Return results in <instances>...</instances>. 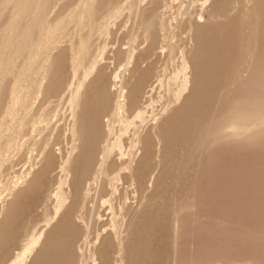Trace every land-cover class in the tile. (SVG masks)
I'll use <instances>...</instances> for the list:
<instances>
[{
	"label": "rangeland",
	"instance_id": "obj_1",
	"mask_svg": "<svg viewBox=\"0 0 264 264\" xmlns=\"http://www.w3.org/2000/svg\"><path fill=\"white\" fill-rule=\"evenodd\" d=\"M74 4L75 0H61L55 8V13L64 15ZM100 5L94 29L86 43L84 53L87 54L81 60L82 68H78L76 77L71 79L68 48L73 44L76 46L79 39L88 35L86 29H82L78 36L66 35L59 43L58 49L53 52V75L32 106V116L45 115L48 122L36 124L35 129L29 131L22 139L24 146L19 150L5 153L6 161L0 167V206L8 201L4 214L8 221L4 228L9 229L10 240L7 239L6 243L12 253L17 252L24 244L26 235L43 227L44 220L52 215L55 205L52 196L62 177L59 158L64 157L71 147L68 130L69 93L81 76L83 68L88 66L90 59L95 58L97 66L103 67L104 74L102 79L100 77L101 81L95 83L87 94L88 113L89 117L92 116L93 123L92 138L83 145V151L80 152L82 159L79 158L75 164L81 169L79 174L75 176L72 185L70 183L62 186L67 193L72 188L76 189L77 197L74 198V206L66 220L73 221L74 214L81 217V221L71 222L73 224L69 229L74 232L76 245L84 246L81 251L84 262L90 264L88 251L96 234L110 233L113 237L114 233L113 238L105 241L101 258L94 264H264V166L256 165L255 162H244L247 156H231L229 149V152L222 149L217 153L218 146L209 148L211 150L204 149L206 153H203V150L197 152L195 158V151H189L192 146L190 142L195 136L193 132H186V121L189 120L187 117L191 112L188 108L180 112V117H183L180 122L184 123L182 127L186 128L181 127L179 130L177 125L174 126V143L172 140V143L167 142L162 147L157 177L151 190L147 192L149 194H146L140 212L127 215V208L134 209L138 206L142 186H147L156 165L153 157V138L147 139L144 147L136 141L138 142L149 130L152 122L163 114L168 103L171 104L170 109L180 103L176 100L175 92L179 81L175 83L172 79L178 70L181 57L192 56L196 65L206 62L203 53H200L199 58L198 55L195 57V53L187 52L192 44L188 31L189 21L214 20L212 10L208 8V0H101ZM136 7L144 9L143 15L136 18L137 20L133 14ZM107 8L117 11L115 18L108 19ZM101 23H105V31L98 29ZM127 57H132L131 64L128 63ZM136 64L138 72L133 74L132 78H127L129 70ZM116 74L129 79L126 91L132 92L131 97L137 89L140 90V95L136 105L127 106L123 112V116L132 123L125 130H121L116 119L113 122V133L108 137V144L119 138L121 156L115 150L111 152L99 182L103 190L95 192L97 184L93 174L99 152L104 146L101 125L109 119L114 99L112 95L102 94L101 83L114 93L118 86H112L113 79L110 78ZM203 101L197 109L200 118L208 113L209 104L213 105L209 97L208 100L204 97ZM139 111L142 112V121L134 119ZM170 112H165L163 117H167ZM131 119H134V123ZM197 123L196 119L193 125L201 124ZM193 125L190 128H194ZM163 134L165 135L164 132ZM45 140L49 141V147L56 160L46 159L43 162L41 159L42 145L39 144H43ZM143 153H146L147 161L144 159L139 163ZM228 154L231 157H227ZM81 155L88 156V159L85 160ZM112 160L117 163L124 162L128 167L125 170L120 169V180L115 178L119 168L109 167ZM247 168L251 174H245ZM135 169H138V172L135 173ZM30 170L39 171L40 179L28 192L12 198L11 187ZM85 187L89 192L85 198H81V188ZM47 196L51 198L47 200ZM86 224L90 228L84 238L81 235ZM123 237L126 239L123 241L125 259L120 262L117 253L119 241Z\"/></svg>",
	"mask_w": 264,
	"mask_h": 264
},
{
	"label": "bare ground",
	"instance_id": "obj_2",
	"mask_svg": "<svg viewBox=\"0 0 264 264\" xmlns=\"http://www.w3.org/2000/svg\"><path fill=\"white\" fill-rule=\"evenodd\" d=\"M59 1L61 0H0V167L6 161L5 153L19 150L21 146H24L22 139L28 135L29 131L35 129L36 124L48 122V117L45 115L32 116V106L53 75L51 71L53 68L52 56L53 52L58 49L61 40L69 34L78 36L82 29H86V32H88L85 38L77 41L76 46L73 44L68 48L71 79L76 77L78 68L81 67L82 57L87 54L84 53V51L86 52V43L89 34L94 29L96 15L101 7V0H75L72 9L64 15L55 13V8L58 6ZM208 8L212 10L213 21L200 20L201 22H199V20H190L188 26L192 44L187 53H195V57L198 55L197 57L199 58L201 56L200 53H203L205 64L198 63L196 65L195 59L192 56L190 57V55L181 57L178 70L172 79L175 83L179 81L175 92L176 100L180 103L172 109H170L171 104L166 103L163 114L171 111L170 114L167 117H163V114H161L159 118L152 122L151 127L140 140L136 141V143L146 145V140L153 138L154 155H152L156 165L150 174L147 186H142L143 191L138 206L134 209L131 207L127 208V215H135L138 211L140 212L145 197H147L146 194H149L147 192L152 188L157 177L162 147L167 142L169 144L172 143V129L177 125L176 128L180 130L184 124L180 122L183 120V117H180V112L187 108L191 112H189L187 117L189 120L186 121V132H189L188 134L193 132V136H195L194 140L190 142L192 146L189 151L190 153L195 151V155L192 154L195 158L197 152L203 150L204 153L209 148L218 146L217 153L218 150L229 149L231 150V156H247L248 158L244 162L248 164L255 162L256 165L263 164L264 166V0H208ZM143 10L136 7L133 13L134 19L143 15ZM106 12L108 19L115 18L114 16L117 14L116 10L111 9L106 10ZM151 18L153 19V17ZM98 29L105 31V23H101ZM127 59L128 63H130L132 57H127ZM129 72L130 74L127 78H132V75L138 72L137 64ZM103 74V67L97 66V60L95 58L90 59L88 66L83 68L81 76L77 79L70 93L68 92L70 109L68 130L71 147L64 157L59 158V170L62 177L52 196L55 201L52 215L44 220L43 227L25 236L24 244L17 252L12 253L11 248L6 243L8 242L7 239L10 240L9 229L4 228V224L8 221V217L6 218L4 215L8 207L6 205L8 201H5L0 206V264L87 263L84 262L81 255L84 246L76 245L74 232L69 229L75 220L81 221V217L77 214H74V216L72 214L73 221L66 220L74 206L76 189L72 188L67 193L62 186L70 183L72 185L74 178H76L75 176L81 170L75 164L82 159L80 152L83 151V145H86V142L89 141L93 128L91 127L93 126L92 116L89 117L88 113L87 94L92 90L91 88H93L95 83L101 81ZM110 79H113L112 86L118 87H116L114 93H111L107 89L108 87L101 83L103 86L102 94H105V96L112 95L114 99L113 107L109 112V119L101 125L104 146L99 152V157L96 156L98 160L93 174L97 184L94 189L95 192L102 189L99 182L105 172V165L110 158L111 152L115 150L121 156V141L119 138L108 144V137L113 133V122L116 119L121 130H125L132 121L127 120L123 116L124 109L127 106H132L131 104L136 105L140 95V90L137 89L131 97L132 92L126 91V84L129 79H125L123 75L116 74ZM115 80L118 82L116 83ZM207 96L210 101H213V105L208 103V113H205V116L204 114L203 116L200 115V118L198 117L197 109L199 105L204 103V97L208 100ZM134 119L142 121V112H137ZM134 119H131L133 123ZM196 119L201 124L193 125ZM192 125L194 128H190ZM183 127L186 128L185 126ZM31 144L33 145L32 142ZM39 145H42L40 155L43 162L46 159L56 160V156L49 147V141L45 140L43 144ZM145 155L146 153L141 155L139 163L146 159ZM226 156L228 157L229 154ZM82 157H85V160L88 159V156ZM207 161L209 162L210 160ZM125 164L124 162L117 163L114 160L109 162L110 169L119 168V172L115 174L117 180L122 177L120 169L125 170L127 167ZM235 165H238V163H235ZM233 168L236 169V167ZM252 170L255 171L254 169ZM252 170L251 172H253ZM134 171L136 173L138 169ZM246 172L247 174L250 172L248 168L245 174ZM135 173L132 174V177L135 176ZM40 177L41 173L33 170L20 177L19 182L10 189L12 198H17L18 195L28 192L31 186L38 182ZM193 182L195 183V181ZM193 185L196 186L195 184ZM88 192L89 189L87 187L81 188V198H85ZM49 198L51 197L47 196V200ZM174 221L176 220L174 219ZM174 227L176 228V226ZM88 228L90 227L86 224L82 237L86 238L87 232H89ZM113 235L115 236L114 233ZM113 237L110 233L108 235H95L88 251L90 264H94L95 261L101 258V249L105 241ZM124 240H126L124 237L120 239L121 242L118 240L120 244L117 255L120 262L125 259ZM112 247L114 248V246Z\"/></svg>",
	"mask_w": 264,
	"mask_h": 264
}]
</instances>
